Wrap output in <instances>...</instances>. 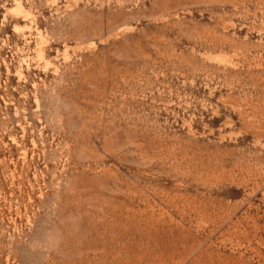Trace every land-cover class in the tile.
Wrapping results in <instances>:
<instances>
[{"label": "rangeland", "instance_id": "1", "mask_svg": "<svg viewBox=\"0 0 264 264\" xmlns=\"http://www.w3.org/2000/svg\"><path fill=\"white\" fill-rule=\"evenodd\" d=\"M0 264H264V0H0Z\"/></svg>", "mask_w": 264, "mask_h": 264}, {"label": "bare ground", "instance_id": "2", "mask_svg": "<svg viewBox=\"0 0 264 264\" xmlns=\"http://www.w3.org/2000/svg\"><path fill=\"white\" fill-rule=\"evenodd\" d=\"M21 7V6H20ZM26 12V11H25Z\"/></svg>", "mask_w": 264, "mask_h": 264}]
</instances>
